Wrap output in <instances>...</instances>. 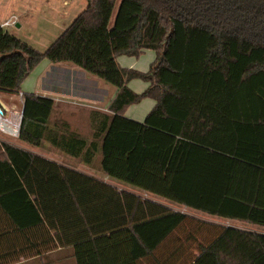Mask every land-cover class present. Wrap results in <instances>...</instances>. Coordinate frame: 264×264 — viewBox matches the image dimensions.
<instances>
[{
	"label": "trees",
	"instance_id": "obj_1",
	"mask_svg": "<svg viewBox=\"0 0 264 264\" xmlns=\"http://www.w3.org/2000/svg\"><path fill=\"white\" fill-rule=\"evenodd\" d=\"M86 1L44 52L0 27V93L20 94L45 59L116 88L91 139L50 126L53 99L23 97L18 140L99 174L0 142V213L71 247L76 264H264V234L141 195L264 228V0ZM145 51L157 54L148 72L119 66ZM134 80L150 86L137 94ZM147 99L143 123L124 117Z\"/></svg>",
	"mask_w": 264,
	"mask_h": 264
},
{
	"label": "crops",
	"instance_id": "obj_2",
	"mask_svg": "<svg viewBox=\"0 0 264 264\" xmlns=\"http://www.w3.org/2000/svg\"><path fill=\"white\" fill-rule=\"evenodd\" d=\"M68 5L69 4L67 3V1H63L62 6L63 8H66L65 11H63V15H64L63 17H67L70 14V12L67 11ZM17 27L18 28L21 27L20 23H18ZM147 52L150 51H145L144 54H146ZM139 58L136 59L135 57L128 58L126 56H121L118 58L117 61L119 66L123 69L139 71L137 70L138 68L136 67H140V69H142L140 72L146 73L144 68H145V63L147 61H143V62L133 61L135 59L138 60ZM43 64H44V68L42 69V72L39 74L40 79L44 77L45 71L49 67H52V63H47V61H44ZM64 64H68V63H60V64H55L53 66H57L54 67L55 69L57 68L59 69L61 67L68 68L65 70L69 71L70 70L69 66ZM73 68L74 69H71V71H76L78 73L82 72L84 74L83 80H79V81L75 80L74 77L72 76V81L75 83L73 88L67 87L66 85L67 83L64 84L65 82L63 78L64 77L63 75H65L64 72L63 74H60L55 78L52 77V82L55 81L54 82L55 86L50 88L48 91L40 88L37 91V93L34 95L51 98L54 100V110L50 118V126H56L57 124L60 125L62 123H66L70 127V130L79 137L84 139H91L94 128V123L92 121L93 113L96 111L108 113V107L111 104V102L114 100L118 91L116 89L115 90L108 89L105 85H103L105 86V89L109 90V93L108 96L105 94V97H101L100 79L95 76L84 73V71H81V69L78 67L74 66ZM59 81L63 82L65 87L63 86V84L62 86L64 88L57 87L56 83ZM24 83L22 84V89L25 88V91L27 92L31 91L29 90L28 86H23ZM149 86H150L149 83L140 80H134L129 83V87L134 92L139 94L143 93ZM21 94L26 95L21 92L20 94H18L19 99ZM12 106L15 107L16 105L13 104ZM154 106H155V101L151 99L144 100L139 105L131 106L130 108H128L124 117L139 123H143L146 116L150 113V111L154 108ZM140 107L142 108L138 109ZM13 110H17V108L15 107ZM239 112L241 111L239 110ZM239 124L234 125L233 130H235V128L240 126ZM241 128L242 127H239L238 133H235L237 135V139L239 140L241 139V131H240ZM259 128H261V131H259V133L257 131L256 134H260L261 139H264V128L263 127H259ZM256 136L259 137V135ZM19 147L31 151L34 154H37L48 160L76 169L77 171L91 174L84 171V169H77L71 166V164H69L71 161H75V162L78 161L62 153L60 150L51 147L50 145H44L41 148H35V147H30L26 144L23 145L19 141ZM118 187L119 189L126 188L122 185H119ZM134 192L139 194L138 191H134ZM228 221L232 222L234 225L223 226V227H233L244 231H253L264 234V228H259L257 226L249 225L247 223L236 220H228ZM208 223H212V222H208ZM51 235L53 236V234ZM0 264H76V261L73 256V250L71 247L55 248V244L52 241L50 234L47 233H45L42 236L39 233H37L36 230L20 231L19 227L14 225L12 221L3 212H1L0 213Z\"/></svg>",
	"mask_w": 264,
	"mask_h": 264
},
{
	"label": "rangeland",
	"instance_id": "obj_3",
	"mask_svg": "<svg viewBox=\"0 0 264 264\" xmlns=\"http://www.w3.org/2000/svg\"><path fill=\"white\" fill-rule=\"evenodd\" d=\"M63 1H67L68 8L67 11L70 12L69 16L63 17V11L66 8H63ZM87 1L86 0H0V23L8 20L12 15H16L19 18V23L21 27H7L4 31L14 35L16 38L20 39L22 42L27 43L32 46L34 49L44 52L74 21V19L86 8ZM128 57V56H126ZM150 57V59H149ZM153 57V58H152ZM129 58V57H128ZM157 58V54L154 51L147 52L144 55H141L138 60L133 61H147L145 63L144 70L146 72L149 71L151 65L155 62ZM127 59V58H126ZM44 61L50 63L47 59L43 60L30 74V76L24 81L23 86H28L29 90L25 91V88L22 89V93L27 95H34L41 88L43 90L48 91L50 88L55 86V81L52 82V77L55 78L60 74H64V84L67 87H74L75 83L72 81V76L75 80H83L84 74L82 72L71 71L74 69L72 64H64L68 65L70 70L67 71L65 69L68 68H57L55 69L52 64V67H49L45 73L43 78H39V74L42 72L44 68ZM137 70L141 71L140 67ZM55 70V71H54ZM81 71H83L81 69ZM84 73H86L84 71ZM88 74V73H87ZM82 75V76H81ZM68 81V82H67ZM58 88H64L65 85L63 82L59 81L56 83ZM63 84V86H62ZM105 85L108 89L115 90L111 85H108L100 80V96L105 97V94L108 96L109 90L105 89ZM104 87V88H103ZM136 93V92H135ZM139 94V93H137ZM24 97V96H23ZM23 99V98H22ZM0 100L7 105H17L19 109L20 99L18 95H12L7 93H0ZM144 107V106H142ZM142 107L138 108L141 109ZM15 108V107H14ZM145 118V117H144ZM0 140L2 142L9 143L13 146L19 147L18 137H12L7 134H0ZM23 144V143H21ZM25 145V144H23ZM69 162V161H68ZM69 164L77 169H84V171L88 173H97L96 169L87 168L85 165H82L78 162L71 161ZM134 191H139L137 189H132ZM144 197L153 199L156 202L163 203L168 205V207L172 208L173 211L182 212L186 215L194 217L196 219H201L207 222H212L217 224L218 226H231L234 225L232 222L228 220L219 219L217 217H213L211 215L195 211L189 209L185 206L169 203L168 201L155 198L151 195L141 194ZM250 227V226H249Z\"/></svg>",
	"mask_w": 264,
	"mask_h": 264
},
{
	"label": "built area",
	"instance_id": "obj_4",
	"mask_svg": "<svg viewBox=\"0 0 264 264\" xmlns=\"http://www.w3.org/2000/svg\"><path fill=\"white\" fill-rule=\"evenodd\" d=\"M19 23V18L15 15L11 16L8 20L4 21L3 23H0V27L2 29H6L7 27H14L17 26ZM23 94L20 95V108H17V105L15 106L19 112V115H13V109L14 107L12 105H4L0 101V134H7L12 137L17 138L18 132L20 130V120H21V112L22 107L24 104ZM14 116V120L12 121V117ZM18 118V119H17ZM0 142H2L0 140Z\"/></svg>",
	"mask_w": 264,
	"mask_h": 264
},
{
	"label": "water",
	"instance_id": "obj_5",
	"mask_svg": "<svg viewBox=\"0 0 264 264\" xmlns=\"http://www.w3.org/2000/svg\"><path fill=\"white\" fill-rule=\"evenodd\" d=\"M4 57H2L0 60H2ZM23 115H24V104H23V107H22V112H21V120H20V129H21V124H22V121H23ZM20 136V130L18 132V137Z\"/></svg>",
	"mask_w": 264,
	"mask_h": 264
},
{
	"label": "bare ground",
	"instance_id": "obj_6",
	"mask_svg": "<svg viewBox=\"0 0 264 264\" xmlns=\"http://www.w3.org/2000/svg\"><path fill=\"white\" fill-rule=\"evenodd\" d=\"M1 101V100H0ZM1 103H3L4 105H6L7 106V104L6 103H4V102H2L1 101ZM13 112V115H19V112H18V110H12ZM18 119V118H17ZM14 120V116L12 117V121Z\"/></svg>",
	"mask_w": 264,
	"mask_h": 264
}]
</instances>
